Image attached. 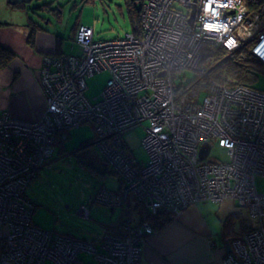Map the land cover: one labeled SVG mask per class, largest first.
I'll return each instance as SVG.
<instances>
[{"label":"built area","instance_id":"1","mask_svg":"<svg viewBox=\"0 0 264 264\" xmlns=\"http://www.w3.org/2000/svg\"><path fill=\"white\" fill-rule=\"evenodd\" d=\"M136 2L140 33L96 40L94 28L80 24L78 54L45 57L40 80L47 106L39 120L0 114V264H141L154 227L140 215L91 241L33 223L29 184L52 157L59 133L84 123L94 125L98 150L122 182L117 190L100 189L93 202L114 210L131 207L134 195L153 214L176 216L199 201L234 200L251 218L246 232L230 240L225 264H264V190L257 186L258 177L264 185V91L212 80L196 103L176 86L178 71L206 74L200 66L206 44L233 52L249 43L264 65V0ZM102 71L110 77L91 101L86 78ZM144 122L148 161L140 163L124 136ZM206 142L211 151L202 159ZM214 145L223 157L211 155ZM79 213L89 217V206Z\"/></svg>","mask_w":264,"mask_h":264},{"label":"rangeland","instance_id":"2","mask_svg":"<svg viewBox=\"0 0 264 264\" xmlns=\"http://www.w3.org/2000/svg\"><path fill=\"white\" fill-rule=\"evenodd\" d=\"M127 2L128 0H33L27 4L28 11L17 9L15 17L16 21L19 19L24 21L30 17L48 30L58 33L64 38L65 53H71L72 45L75 44L73 29L78 21L79 24L94 28L96 40L125 37L127 33L133 32ZM46 5L47 7L41 9ZM74 53H79L78 47ZM177 74V87L188 89L186 97L192 102L202 103L207 95L209 81L199 80V72L195 70H181ZM109 77L107 71H102L86 78V95L91 101L100 97ZM251 85L264 91V71L256 73ZM147 126L148 122H144L124 136L125 142L140 163L148 161L142 143ZM65 135L69 136V140L64 144L65 152L61 153L59 150L61 147L56 146L54 156L38 171L37 177L26 190L27 198L34 206L32 220L44 230L57 231L90 241L97 240L110 228L121 226L128 217L125 205L112 210L93 202L100 189H119L120 177L112 169L110 173H103L106 166L102 163V157L96 155L94 149L82 147L86 141H94L96 138V130L92 123L72 128ZM89 155L92 156L93 163L88 166V163L83 161H87ZM211 155L221 158L224 156V150L214 145ZM257 186L260 191L264 190L261 177L257 178ZM130 201V218L136 222L137 216L140 215L136 208L139 202L134 195L130 196ZM211 204L217 206L215 202ZM83 205L89 206V217L79 213ZM248 218L251 217L245 220V227ZM84 256L86 255H81ZM45 264L55 263L49 259Z\"/></svg>","mask_w":264,"mask_h":264},{"label":"crops","instance_id":"3","mask_svg":"<svg viewBox=\"0 0 264 264\" xmlns=\"http://www.w3.org/2000/svg\"><path fill=\"white\" fill-rule=\"evenodd\" d=\"M15 6L18 5L0 0V46L13 54L12 60L0 67V114L8 112L16 118L35 121L47 106L40 80L45 57L75 54L77 47L74 44L71 53H65L64 38L58 33L30 17L16 21V10L21 8ZM78 25L79 21L73 33ZM211 203L189 206L148 236L142 264H225L231 237L225 235L226 222L233 217L232 235H243L249 212L234 200L216 203L217 206Z\"/></svg>","mask_w":264,"mask_h":264},{"label":"trees","instance_id":"4","mask_svg":"<svg viewBox=\"0 0 264 264\" xmlns=\"http://www.w3.org/2000/svg\"><path fill=\"white\" fill-rule=\"evenodd\" d=\"M127 6H128L131 24L133 27V32L138 34L140 33V30L142 28L141 27V4L140 3L137 4L136 0H128ZM45 7H47V5L42 6L41 9H44ZM15 8H21V9L28 11L27 5L25 4L15 6ZM202 54H203V59H202L200 66L206 71V74H199V80L206 79L209 82L213 80L226 87H233L238 84L252 86L251 84L256 77V73L258 74V72H260L261 70L264 71V65L253 57L251 50H250L249 43L245 44L240 49L233 51V52H229L223 46H215V45L206 44L203 46ZM12 58H13V54H11L9 51H7L6 49L0 46V67L5 64H8L12 60ZM178 90H180L179 92L184 93L185 96L188 91V89L183 90L181 88H179ZM67 132H69V130L66 132L59 133L57 137V146L61 147L59 149L61 153L65 152L64 144L66 141L69 140V136L67 137L65 135V133ZM92 141L93 140L86 141L82 145V147L83 148L90 147V149L92 148L95 150L96 155H98L99 157H102L103 159L102 163L106 166V170L103 173H110V169H112V171L116 175H118L116 171L110 166L106 158L99 152L98 147H97V143H98L97 135H96V138H94V141L93 142ZM55 150H54V153H55ZM54 153L52 157L54 156ZM79 159H81V157H79ZM87 161H83V162L88 163V166L93 163L91 155H89ZM37 173L34 178L37 177ZM119 180L121 182L120 178ZM121 185H122V182H121ZM126 208L128 210V216H129L131 207H126ZM136 208L139 210L140 221H143V222L149 221L153 225L155 231L160 230L163 227H165L175 217V214L171 212H165V211H160L157 214H153L150 209L145 208L141 204L136 205ZM236 217L240 218V215H237ZM232 220H233V217H231L226 222V225H225L226 237L228 238L231 236L230 238H228L229 240L242 235V234L232 235L234 232L231 230ZM118 227L119 226H116L114 228H110L109 230L114 231L118 229ZM65 235H68V234H65ZM69 236H72V235H69Z\"/></svg>","mask_w":264,"mask_h":264},{"label":"water","instance_id":"5","mask_svg":"<svg viewBox=\"0 0 264 264\" xmlns=\"http://www.w3.org/2000/svg\"><path fill=\"white\" fill-rule=\"evenodd\" d=\"M32 1L33 0H8V3L11 5H19V4L27 5V4L31 3ZM195 13H196V7L194 5L193 9H192L191 17L189 19L191 24L194 23ZM210 151H211V145L208 142L204 143L202 148H201V153H200L201 158L206 159L207 156L209 155ZM230 251H231V245H230V242L227 241V252H230Z\"/></svg>","mask_w":264,"mask_h":264}]
</instances>
